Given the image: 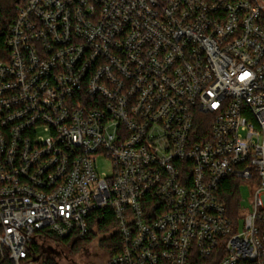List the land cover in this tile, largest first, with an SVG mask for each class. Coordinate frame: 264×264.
Here are the masks:
<instances>
[{"label":"built area","instance_id":"obj_1","mask_svg":"<svg viewBox=\"0 0 264 264\" xmlns=\"http://www.w3.org/2000/svg\"><path fill=\"white\" fill-rule=\"evenodd\" d=\"M14 2L0 264L42 263L33 242L84 240L102 209L108 264H264V0ZM225 180L250 188L236 219Z\"/></svg>","mask_w":264,"mask_h":264},{"label":"trees","instance_id":"obj_2","mask_svg":"<svg viewBox=\"0 0 264 264\" xmlns=\"http://www.w3.org/2000/svg\"><path fill=\"white\" fill-rule=\"evenodd\" d=\"M15 15V2L14 0H0V60H3L7 56V51L5 49V40L7 37L6 25ZM222 195L226 200V205L231 218H238L239 214V204H240V193L238 192V187L236 181L225 180L221 186ZM116 227L115 218L109 209H102L95 211L90 220V234L84 240L77 241H88L91 239L92 235L95 234L94 229L99 233L105 234L106 238L103 239L102 245L110 253V257L119 251V238L117 232H112V228ZM45 247L42 244L33 242V251L39 255L44 249L50 250L62 242H68L70 239H60L51 233H44ZM46 264H52L51 262H46Z\"/></svg>","mask_w":264,"mask_h":264},{"label":"rangeland","instance_id":"obj_3","mask_svg":"<svg viewBox=\"0 0 264 264\" xmlns=\"http://www.w3.org/2000/svg\"><path fill=\"white\" fill-rule=\"evenodd\" d=\"M98 170L100 173H111V165L109 161L101 160L98 164ZM237 187L240 186L241 190V210L246 211L250 208V188L242 184V182L236 181ZM241 230L244 227V218L239 220ZM106 236L103 233H99L95 230V234L92 235L88 241H77L72 239L68 242H62L54 247V249H44L42 253L44 258L42 263L51 262L52 264H108L110 259V253L102 245L103 239ZM42 247H45L44 243L40 242Z\"/></svg>","mask_w":264,"mask_h":264}]
</instances>
